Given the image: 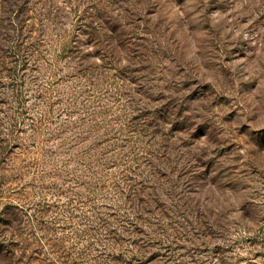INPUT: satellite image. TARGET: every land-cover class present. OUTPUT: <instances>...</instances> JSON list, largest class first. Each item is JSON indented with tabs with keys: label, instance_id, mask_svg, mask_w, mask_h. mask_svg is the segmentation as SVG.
Here are the masks:
<instances>
[{
	"label": "rangeland",
	"instance_id": "1",
	"mask_svg": "<svg viewBox=\"0 0 264 264\" xmlns=\"http://www.w3.org/2000/svg\"><path fill=\"white\" fill-rule=\"evenodd\" d=\"M36 2L44 16L33 4L28 23L44 29L25 38H72L105 65L98 97L51 99L50 121L94 110L141 137L120 147L106 184L86 167L95 144L52 135L39 154L28 126L49 95L37 89L64 68L33 72L30 113L0 135V264H264V0ZM2 22L0 47L13 48Z\"/></svg>",
	"mask_w": 264,
	"mask_h": 264
},
{
	"label": "trees",
	"instance_id": "2",
	"mask_svg": "<svg viewBox=\"0 0 264 264\" xmlns=\"http://www.w3.org/2000/svg\"><path fill=\"white\" fill-rule=\"evenodd\" d=\"M0 1L2 2V5L0 4V29L3 28L2 21L8 19L11 31L14 32V37L11 39L13 48H9L5 43L2 45V48L0 47V88L3 90V93L0 94V135L8 136L4 132V123L9 122V131L12 128L15 130L19 124L18 118L23 121L26 115L30 113L31 110L25 105V101L33 92V89H31L33 87V80L35 79V77L33 79V72L36 74L42 72L50 73L55 64L62 63L64 69L60 71V76H53L52 82H54V86L51 87L50 82L49 89H47V83L44 82L37 89L38 94L43 95V97L49 95V98L41 104L42 108L45 109L43 114L40 115L41 119L33 120V128L30 125L28 126L30 129H33V148L39 153V151L43 150L42 146L44 143H50L53 140L51 138L52 135H59L61 139L63 137L59 142L60 145L66 141L71 143L73 141H71V138L73 139L74 137L76 143L84 145L90 142L91 144H95L96 147L92 148L85 157L87 160L86 167L89 169L92 166L98 167L100 170L98 172V181L101 184L110 182L111 175L109 172L113 167L118 166V161L120 160L121 152L118 150L121 149L120 147H124L128 139L138 142L141 137L140 130L135 127L131 129L126 123H122L121 127H117L118 123L115 120L98 118L94 110L86 112L85 115L89 114L87 119H82L80 122L66 119L63 123L57 125L54 121H50L49 117L54 113L51 112L52 110L49 106L51 99L58 101L56 103L57 106H76V104L89 103L91 98L95 99L98 97L96 94L98 95L99 70L105 68V65L102 63L103 60L85 51L80 42L69 37L61 39L48 37V40L43 38L40 41L33 34V38H25L24 36L26 33H29V29L33 33L35 31L40 33L44 29L39 28V30H36L35 24H33L32 29L28 23L32 19L30 7L33 4H35L33 8V20L37 23L39 20L41 21L38 18L44 16L42 13L34 16L37 10L36 0H12L6 3V5H3L5 0ZM0 39L5 41L1 37ZM0 44L2 43L0 42ZM50 45L56 46L58 50V55H55L53 61L50 56H47L48 46ZM5 48H7V51ZM63 71L67 72V75L74 79V84L68 86L65 91H62L59 87L65 82L64 77H61V74L64 73ZM5 90L11 91V96H8ZM51 96L53 97L50 98ZM94 104L96 102H93L92 105ZM96 107L112 109L109 105H94V108ZM62 112L65 114L66 111ZM10 122H12V125ZM72 123H75V126H73L75 130L73 131L67 128ZM79 123L80 125L78 126L77 124ZM22 130L24 131V129ZM68 132L72 135L67 137ZM131 133L133 135L129 137ZM119 166L121 167V165ZM122 167H124L123 172L130 171V169H126V165H122ZM123 176L124 181H129L127 175L124 174ZM128 186L125 185V188L121 189L120 186L115 185L113 186V191L115 194L118 193L124 196V192L127 191L128 194L131 192ZM134 194L137 195L138 192L135 191ZM135 200L137 201V198ZM137 210L141 211L143 209L142 207H138Z\"/></svg>",
	"mask_w": 264,
	"mask_h": 264
}]
</instances>
